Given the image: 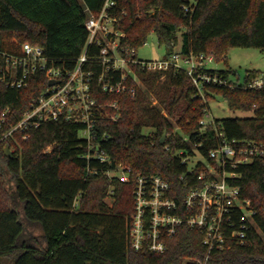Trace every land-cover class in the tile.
<instances>
[{
	"label": "trees",
	"instance_id": "16d2710c",
	"mask_svg": "<svg viewBox=\"0 0 264 264\" xmlns=\"http://www.w3.org/2000/svg\"><path fill=\"white\" fill-rule=\"evenodd\" d=\"M103 2L0 0V138L47 87L41 70L31 73L23 88L8 86L2 79L3 54L22 56V44L27 42L43 48L48 65L71 68L87 40V12L97 13ZM114 13L124 31L120 46L137 50L154 32L165 50L162 57L172 52L204 53L226 64L229 46L264 51V0H117ZM99 48L87 47L84 67L93 71L91 87L97 103L119 104L116 121L101 117L96 124L93 144L109 160L86 158L81 126L62 119L29 129L26 137L14 131L0 139V264H181L187 257H203L202 235L187 226L166 240L161 253L131 248L132 182L108 176L107 171L123 164L130 166L131 178L158 175L170 184V196L181 203L197 173L179 178L186 166L177 150H190L196 144L208 157L220 141L216 130L226 140L264 142V89L204 85L202 97L182 70L148 72L134 66L144 87L135 85L133 96L108 93L97 84L102 69ZM229 71L233 70L228 66L219 70L225 76ZM246 72L252 76L258 71ZM113 74L115 80L119 78L118 71ZM161 76L166 85L155 91L159 105H152L145 90ZM215 95L224 98L230 109L253 115L215 119L216 130H200L198 121ZM174 123L183 134L172 130ZM147 127L153 130L145 131ZM163 132L166 139L161 143ZM5 146L12 148L11 155ZM226 169L237 174L228 179L249 199L253 224L244 244L212 250L207 264H264V157L235 167L227 164ZM109 190L111 206L103 200Z\"/></svg>",
	"mask_w": 264,
	"mask_h": 264
},
{
	"label": "built area",
	"instance_id": "2783aa9c",
	"mask_svg": "<svg viewBox=\"0 0 264 264\" xmlns=\"http://www.w3.org/2000/svg\"><path fill=\"white\" fill-rule=\"evenodd\" d=\"M116 7L117 0H104L97 13L87 12L84 22L88 31L87 40L71 68L48 65L43 48L27 42L22 44V56L3 54L2 79L8 86L23 88L27 86L30 74L41 70L47 79V87L31 99L22 116L0 139L12 135L14 131H20L26 137L29 129L38 128L47 121L62 119L81 126L79 136L87 143L86 158H95L100 162L109 160L105 151L93 144L96 124L101 117L116 121L120 115L119 104L116 100L98 104L92 95L93 71L84 67L87 61L86 50L91 44L100 47L98 60L102 69L96 79L104 92H126L133 96L135 85L140 81L134 66L148 72L182 70L202 97L204 85L242 84L251 89H264V72L252 76L246 72L248 78L239 82L232 78L233 71L225 76L219 72L220 69L210 67L215 62L211 54L172 52L158 59H137L134 48L120 46L124 31L121 18L114 13ZM116 71L120 74L115 80L113 73ZM128 79L132 82L130 85L127 84ZM49 80L55 81L48 85ZM198 124L200 130L206 127L216 130L215 119L207 106ZM216 135L219 144L209 150L208 157L200 153L196 144H191L190 150L175 152L180 163L186 166L180 179L197 173L181 203L170 196V184L158 175H137L131 178L130 166L123 164L107 171V174L112 172V176H117L123 182H132L133 215L129 227L131 248L161 253L166 248V240L176 235L180 227L187 226L199 230L206 253L203 257H187L181 264H207L212 250H223L247 241L254 210L249 199L242 197L240 186L228 179H234L237 174L227 170L226 165L235 167L256 157H264V142L226 140L223 133L217 130ZM184 139L189 140L187 136ZM49 150L50 147H46L45 151Z\"/></svg>",
	"mask_w": 264,
	"mask_h": 264
},
{
	"label": "rangeland",
	"instance_id": "374dc122",
	"mask_svg": "<svg viewBox=\"0 0 264 264\" xmlns=\"http://www.w3.org/2000/svg\"><path fill=\"white\" fill-rule=\"evenodd\" d=\"M180 39V38H179ZM179 46V42H178ZM165 54V50L163 46L158 45L157 37L154 32H150L146 38V42L139 46L136 50V58L139 60H153L161 58ZM226 60L225 64L224 60L220 59L210 64L212 68H224L226 66L230 67L234 72L232 73V78L234 80H238L242 82L246 76V70H255L258 72H264V51L259 48L254 47H238V46H229L226 52ZM140 80V79H139ZM138 86L144 87V84L141 80L137 83ZM166 83L164 81V76H161L156 82L154 86L145 90L148 98L151 100V104L159 105L157 99H155V91H162V87L165 86ZM207 108L210 112V115L214 119H222V118H245L251 117L253 115L252 111H242L236 109H230L226 100L221 96L215 95L213 98L209 99L207 102ZM164 112V109H162ZM145 131H152V128H145ZM174 132H179L183 134V128L174 123V127L172 129ZM163 134V133H162ZM162 137V136H161ZM166 139V132L163 137V142ZM161 140V139H160ZM6 148V146H5ZM8 148V147H7ZM11 153V149L8 148ZM112 172L107 174L108 176H112ZM7 178L9 176L8 172L4 174ZM110 193V194H109ZM103 200L108 204L112 205L113 196L111 195V191L107 193V195L103 198ZM33 232L36 233L35 230ZM8 262V259L4 260V263Z\"/></svg>",
	"mask_w": 264,
	"mask_h": 264
},
{
	"label": "water",
	"instance_id": "95a60500",
	"mask_svg": "<svg viewBox=\"0 0 264 264\" xmlns=\"http://www.w3.org/2000/svg\"><path fill=\"white\" fill-rule=\"evenodd\" d=\"M54 81H55V80H49V81H48V85L53 84ZM164 134H165V132H163V134H162V137H161V140H160L161 143H163V137H164ZM5 151H6L7 155H11V153H10V151L8 150L7 147L5 148Z\"/></svg>",
	"mask_w": 264,
	"mask_h": 264
}]
</instances>
